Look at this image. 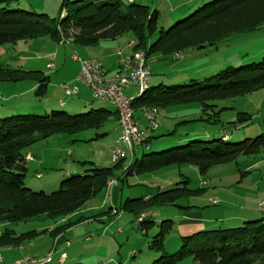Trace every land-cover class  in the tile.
<instances>
[{
  "label": "rangeland",
  "instance_id": "1",
  "mask_svg": "<svg viewBox=\"0 0 264 264\" xmlns=\"http://www.w3.org/2000/svg\"><path fill=\"white\" fill-rule=\"evenodd\" d=\"M65 1L17 0L15 6L23 11L45 14L51 19L58 20ZM113 1L119 2L123 7H127L133 1L132 4L147 7L150 13L154 12L156 30L151 35L154 38L162 29L174 26L214 0ZM107 27H84L70 33L63 31L60 35L61 42L45 37L20 40L15 44L1 46L0 68L38 71L49 78V83L42 93H39L36 84L0 83V117L42 116L50 111L82 115L91 109L113 110L111 105L93 97L90 89L80 78L78 63L72 60L76 53L82 60L99 59L108 70H111V67L115 69V53L121 50L129 54L130 50L125 51L124 46L132 37L129 34L116 40L99 41L96 45L88 46L95 37L99 38V34ZM79 39H83L87 47L74 45ZM50 56L55 57L53 70L45 68ZM263 57V29L237 35L221 42L216 48L175 52L170 56L154 54L150 56V86L157 87L160 84L181 86L191 81L204 82L228 66L256 63ZM62 85L76 89L77 94L66 96L61 89ZM129 93H135V89L124 91V94ZM59 103L65 106L59 107ZM208 105L211 106L208 111H204L197 101L156 109L157 129L151 133L156 137L151 142L152 150L159 151L186 145L189 139L195 138H207L205 141L218 139L224 133L222 131L227 133L231 141L264 134L262 124L264 88L243 96L211 100ZM68 106L69 109L66 108ZM238 113L248 114L249 123L240 122L231 127V123L237 121ZM136 117L144 128L145 122L140 113H136ZM113 118L116 119L111 117L99 130H85L72 135L57 134L33 145L29 149L32 158L25 161L27 172L23 186L33 192L50 194L58 189L59 184L68 175H83L92 168L115 166L117 162L112 159V150L119 133L116 128L113 129L115 124ZM226 133L223 137L227 136ZM97 134L104 136L96 137ZM138 149V152H135L137 158L143 151L141 147ZM29 153L27 152L25 157L29 156ZM126 164L127 162H124V166ZM121 170L122 168L117 166L113 169L118 179L123 182L117 181L111 192L110 189L102 190L87 201L78 212L69 216L70 220L64 219L55 225L50 220L40 218L8 226L16 234L33 231L36 235L24 242V250L18 248L7 250L6 247H0L4 261L12 262L25 256L39 259L54 251L57 238H53L49 232L65 220L75 222L82 218V221L69 227L62 234L64 239L62 243L58 242L57 252L49 264H60L57 260L61 252L66 254V259L61 264H153L163 254H177L183 237L200 231H210L214 226L216 227L212 229H229L241 226L244 221L262 218V213L258 209V204L264 201L262 155L240 156L231 163L213 166L202 174L195 166L186 164L148 175L127 176L124 182ZM171 186L187 191L180 193L173 204L151 210L152 215L147 220L154 222V225L147 233L140 230L132 214L121 209L122 203L127 199L143 198L146 195L152 197L157 194L159 188L167 190ZM89 189L88 186L85 190ZM112 209L117 211L114 216ZM168 220H171L170 229L165 230L164 227L160 229L159 226H164L161 223ZM5 226L0 225V233ZM160 230L164 237L161 241L163 246L161 252L150 243L155 240V235ZM66 242L68 246L65 248ZM177 264L198 263L192 257H188Z\"/></svg>",
  "mask_w": 264,
  "mask_h": 264
},
{
  "label": "trees",
  "instance_id": "2",
  "mask_svg": "<svg viewBox=\"0 0 264 264\" xmlns=\"http://www.w3.org/2000/svg\"><path fill=\"white\" fill-rule=\"evenodd\" d=\"M16 1L0 0V47L5 44H15L20 40L45 37L61 42L60 35L63 31L70 33L72 30L84 27L108 26L99 34V38L95 37L93 43L88 46L130 34L131 50L144 52L150 58L154 54L170 56L175 52L216 48L221 42L237 35L264 30V0H214L206 3L174 26L159 31L154 37H158L154 42L151 35L156 30L155 13H150L147 7L132 4L133 1L127 7H123L113 0L73 2L66 0L58 20L51 19L45 14H34L17 9ZM79 40L78 43L73 44L87 47L83 39ZM0 83L36 84L39 93H42L41 91H45L49 83V78L38 71L0 68ZM263 88L264 57L256 63L228 66L219 71L215 77L204 82L191 81L181 86L162 84L157 87L149 86L147 92L137 99L132 107L135 113H140L141 108L158 110L167 105L197 101L204 111H208L211 108L208 105L211 100L243 96ZM237 115L238 119L231 123V127H235V124L240 122L249 123L248 114ZM111 117H116L113 119L118 121L115 110L105 109H91L82 115L50 111L42 116L0 117V225H6L0 233V247L17 248L36 235L33 231L16 234L8 226L40 218L50 220L55 225L64 219L70 220L68 217L105 190L109 181L123 182L115 175L113 171L115 166L122 168L125 182L127 176L148 175L186 164L195 166L202 174L213 166L231 163L240 156L262 155L264 158V134L231 141L227 133L222 131L226 133V137H223L222 133L221 137L210 141H205L207 138L189 139L186 145L157 151L152 150L151 143L156 137L149 133L139 144L143 150L141 156L134 157L132 163L123 159L112 168H92L83 175H68L59 184L58 189L50 194L33 192L23 186L27 172L25 154L29 153L33 145L57 134L72 135L85 130H99ZM262 124L264 126V119ZM102 136L104 135H96V137ZM29 156L32 158L30 153ZM124 162H127L125 166ZM88 186L90 189L86 191ZM186 191L176 186H171L167 190L159 188L155 196L146 195L143 198L125 200L121 209L132 214L140 230L147 233V230L154 225V222L147 220L152 215L151 210L173 204L180 193ZM116 214L117 211L112 216ZM68 220L56 226L52 232H49L50 235L57 238L69 227L82 221V218L75 222ZM161 224L164 226H159L160 229L164 227L165 230H169L171 220ZM212 228L210 231H200L183 237L177 254H163L153 264H177L188 257H192L198 264H264L263 215L262 218L254 221H244L239 227ZM157 235L150 243L153 248L161 252L163 232L160 230ZM57 246L54 245V250ZM67 246L68 244H65V248Z\"/></svg>",
  "mask_w": 264,
  "mask_h": 264
},
{
  "label": "built area",
  "instance_id": "3",
  "mask_svg": "<svg viewBox=\"0 0 264 264\" xmlns=\"http://www.w3.org/2000/svg\"><path fill=\"white\" fill-rule=\"evenodd\" d=\"M131 44L127 45L126 49H129ZM48 59L49 62L46 65V69L53 70L55 57L50 56ZM73 60L79 63L80 78L90 89L93 97L101 102L115 103L123 111V125L118 128L120 135L118 143L113 147L112 159L115 162L123 159L130 161L138 147H140L139 144L147 138L149 133L157 129L155 118H148L146 115H142L147 124L146 130L140 129V123L135 119V114L129 112L126 108V100L133 93L124 94L126 90L131 88L136 89L140 85L149 82L151 77L150 58L145 53H138V60H130V53L125 54L121 51L117 53V71L111 74L107 72L102 63L97 59L82 60L78 55H75ZM127 64L136 65V72L132 73V75H123V68ZM61 89L66 96L77 94L76 89H70L66 85H62ZM36 176L39 177L38 174ZM116 182V180H113L112 187L116 185ZM258 209L264 216V201L258 204ZM114 213L115 211L113 210ZM66 244L68 243L66 242ZM55 253L56 250L39 259L24 260L23 257L12 262H5L3 257H1L0 264H34L38 261L50 262ZM65 259L66 255L61 253L57 261L58 263H63Z\"/></svg>",
  "mask_w": 264,
  "mask_h": 264
},
{
  "label": "bare ground",
  "instance_id": "4",
  "mask_svg": "<svg viewBox=\"0 0 264 264\" xmlns=\"http://www.w3.org/2000/svg\"><path fill=\"white\" fill-rule=\"evenodd\" d=\"M130 44V43H129ZM127 44V45H129ZM132 44L129 46V50H130V60H138V53H144L141 51H132ZM121 51H118L117 53H120ZM77 55V54H76ZM136 72V65L134 64H127L125 65V67L123 68V75H132V73ZM151 79V77H150ZM150 79L149 82L145 83L144 85H140L138 88L135 89V93H133L131 96H129L126 100V108L129 112H133V114H135V111L132 107V105L135 103V101L137 99H139L140 97H142L144 95V93L147 92L149 86H150ZM110 104L116 111L117 116H118V128H120L123 125V111L120 109L119 106H117V104L115 103H107ZM60 105L62 106L63 104L60 103ZM140 114L141 115H146V117L148 118H156L157 116V110L154 108L151 109H141L140 110ZM119 138L116 140V143H118ZM135 155L130 159L129 163L133 162ZM27 160H30L31 157L30 156H26ZM112 182L113 180L109 181L107 183V188H112ZM19 250H24V246L20 245L19 247H17ZM26 248V247H25ZM2 257L1 253H0V258ZM24 260H33V258L24 257ZM64 262V261H63ZM34 264H49V261H38Z\"/></svg>",
  "mask_w": 264,
  "mask_h": 264
},
{
  "label": "crops",
  "instance_id": "5",
  "mask_svg": "<svg viewBox=\"0 0 264 264\" xmlns=\"http://www.w3.org/2000/svg\"><path fill=\"white\" fill-rule=\"evenodd\" d=\"M129 43H132V41H130V42H127L126 43V45L124 46V48H125V51H127V50H129V49H126V46H127V44H129ZM119 51H121V50H119ZM118 52V51H117ZM116 55V59H115V62H114V64H115V69H112V67L110 68L111 70H108L107 68H105L104 67V64L102 63V65H103V67L107 70V72H112L113 70V73L114 72H116L117 71V53H115ZM76 55V53L72 56V60H73V57ZM78 55V54H77ZM84 60H86V59H84ZM97 60H99V59H97ZM74 62H76V63H78L77 61H75V60H73ZM100 61V60H99ZM46 65H47V63H46ZM78 67H79V63H78ZM45 68H46V66H45ZM126 91H130V89L129 90H126ZM101 102V101H100ZM105 103V102H104ZM107 104V103H106ZM58 105H60V103L58 104ZM108 105H110V104H108ZM64 106H65V104H64ZM66 108H70L69 106L68 107H66ZM113 108V107H112ZM113 110H115L114 108H113ZM135 115H136V113H135ZM140 116L142 117V115L140 114ZM136 120H139L137 117L135 118ZM142 119H143V117H142ZM144 120V119H143ZM144 122H145V120H144ZM139 123H140V129L141 130H146V127H147V124H146V122H145V126H144V128H142L141 127V122H140V120H139ZM114 128H116L117 129V133H119L118 134V137L116 138V140L119 138V135H120V131H119V129H118V121H116L115 120V124H114V127H113V129ZM115 130V129H114ZM116 186H114V187H112V188H109L110 189V192H111V190L113 191L114 190V188H115ZM106 190H108V188H106ZM112 194V193H111ZM63 239H64V237L61 235V236H59V237H57V239L55 240V244L54 245H58V242H61L62 243V241H63ZM7 248V250H11V249H14V247H6ZM17 249V248H16ZM0 253H1V255L3 254L1 251H0ZM4 255V254H3ZM3 257V256H2ZM61 264V263H60Z\"/></svg>",
  "mask_w": 264,
  "mask_h": 264
}]
</instances>
